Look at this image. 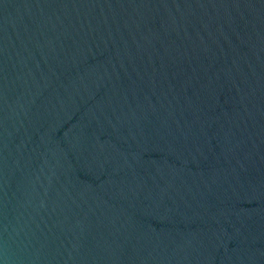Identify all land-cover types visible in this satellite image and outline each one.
Returning <instances> with one entry per match:
<instances>
[{
  "label": "water",
  "instance_id": "1",
  "mask_svg": "<svg viewBox=\"0 0 264 264\" xmlns=\"http://www.w3.org/2000/svg\"><path fill=\"white\" fill-rule=\"evenodd\" d=\"M0 264H264V0H0Z\"/></svg>",
  "mask_w": 264,
  "mask_h": 264
}]
</instances>
